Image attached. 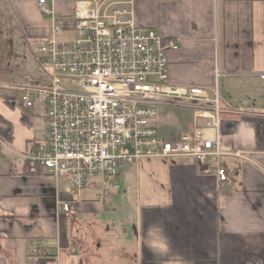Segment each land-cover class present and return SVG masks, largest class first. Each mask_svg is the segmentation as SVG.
Listing matches in <instances>:
<instances>
[{"label": "crops", "instance_id": "crops-1", "mask_svg": "<svg viewBox=\"0 0 264 264\" xmlns=\"http://www.w3.org/2000/svg\"><path fill=\"white\" fill-rule=\"evenodd\" d=\"M39 1L0 0V9L17 14L30 52L46 38L74 33L54 28L71 23L83 0H46L53 16ZM130 9L138 26L179 43L169 53L171 85L212 92L216 70L221 74L219 163L180 157L121 168L119 189H112L126 194L135 175L138 207L113 245L103 236L114 228L81 221L116 215L101 202L113 190L98 179L64 212L66 195L55 179L23 175L15 163L41 139L27 114L36 107L0 92V264H264V0H133ZM177 107L186 106L157 107L155 125L167 140L209 122ZM217 166L228 173L224 183Z\"/></svg>", "mask_w": 264, "mask_h": 264}, {"label": "built area", "instance_id": "built-area-1", "mask_svg": "<svg viewBox=\"0 0 264 264\" xmlns=\"http://www.w3.org/2000/svg\"><path fill=\"white\" fill-rule=\"evenodd\" d=\"M39 5L45 15L54 12ZM133 0H83L71 23L59 24L55 33L78 32L74 40L44 39L31 52L43 80L17 87L25 108L44 107L46 134L17 153L15 163L32 174L53 177L66 195L68 213L88 186L100 179L103 187L115 182L121 168L143 159L190 157L200 163L223 155L222 102L218 70L212 92L169 83V53L180 48L134 20ZM172 102L194 109L206 126L167 140L158 133L157 107ZM219 181L227 171L216 167Z\"/></svg>", "mask_w": 264, "mask_h": 264}, {"label": "rangeland", "instance_id": "rangeland-1", "mask_svg": "<svg viewBox=\"0 0 264 264\" xmlns=\"http://www.w3.org/2000/svg\"><path fill=\"white\" fill-rule=\"evenodd\" d=\"M65 24L64 21H59ZM78 32L58 34L59 40H73L79 38ZM43 80L42 75L36 65V62L29 50V46L24 39L21 22L14 10L3 8L0 9V85L7 86L0 88V92H7L21 99V91L16 89L20 86L39 84ZM12 88V89H11ZM194 118V109L190 107H177ZM33 118L38 137H44L46 134V121L43 117L44 107L38 105L35 110L27 112ZM113 184V183H112ZM112 184L107 188H111L114 194L102 196L101 202L107 199L108 207L112 205L117 209L116 215L104 218L81 217L83 224L95 227H111L114 228L113 234L109 232L104 234L105 242L115 244L122 240L127 229L126 226L134 224L135 212L138 205V190L135 175L131 176L129 189L124 194V190L115 191ZM101 189V188H100ZM130 230V228H129ZM117 231V232H116ZM114 247V246H113ZM116 250L113 248V252Z\"/></svg>", "mask_w": 264, "mask_h": 264}, {"label": "trees", "instance_id": "trees-1", "mask_svg": "<svg viewBox=\"0 0 264 264\" xmlns=\"http://www.w3.org/2000/svg\"><path fill=\"white\" fill-rule=\"evenodd\" d=\"M21 174L23 175H43L42 170H39L36 174H32L27 165L23 168Z\"/></svg>", "mask_w": 264, "mask_h": 264}]
</instances>
